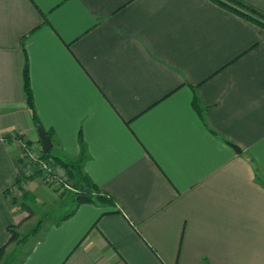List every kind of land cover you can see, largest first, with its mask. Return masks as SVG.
Returning <instances> with one entry per match:
<instances>
[{
  "label": "crops",
  "instance_id": "obj_1",
  "mask_svg": "<svg viewBox=\"0 0 264 264\" xmlns=\"http://www.w3.org/2000/svg\"><path fill=\"white\" fill-rule=\"evenodd\" d=\"M24 53L52 148L113 202L41 224L11 264H264V28L213 0H0L4 260L8 227L61 196L23 157L42 148Z\"/></svg>",
  "mask_w": 264,
  "mask_h": 264
},
{
  "label": "trees",
  "instance_id": "obj_2",
  "mask_svg": "<svg viewBox=\"0 0 264 264\" xmlns=\"http://www.w3.org/2000/svg\"><path fill=\"white\" fill-rule=\"evenodd\" d=\"M217 4L227 8L228 10L235 12L239 14L240 16L244 17L245 19L257 24L261 28H264V12L257 9L256 7L245 3L242 0H213ZM23 90L25 94V99H26V105L28 107V110L30 111L32 120L34 121V124L36 126L41 125L37 114L35 112L34 108V102H33V95H32V90L30 87V81H29V71H28V63H27V58L24 53V66H23ZM192 106L196 110V112L201 116L202 115V108L198 103V99L196 95L194 94L193 99H192ZM47 135L50 137L52 136L51 131H46ZM22 141V140H21ZM33 141L31 140H25L22 141V146L24 149V155L26 156V152L28 150V146L31 145ZM41 152V157L44 160L49 161V158H53V160H56L60 164L61 167L65 169V173L67 176L65 177V181L58 183L57 186L53 185V189L57 192L60 186H63L65 183L68 184V180L73 181L72 192H70L69 198H71V202H73V207L70 209L62 218H66L69 215H71L75 209L83 203H104V204H109L113 202V198L108 195L106 192L101 190L96 183L92 181V179L84 172L81 171V169L74 165L71 162L64 161L62 158L56 155L51 154V150L47 153L43 151L42 148H40ZM35 172V173H34ZM31 176L34 175H40L39 170L34 171ZM29 177V176H28ZM27 177V178H28ZM47 184L48 181L45 179V177H41ZM26 177L24 176H17L14 178V181L12 182V189L17 186L18 188L22 184V182H25ZM11 188V187H10ZM8 188L5 193L9 194L12 192L11 189ZM16 190L15 188L13 191ZM17 197L14 195L11 197L12 202L17 201ZM21 205L26 209L27 213L29 216L33 214L32 207H30L27 203H25V200H33V197L31 196L30 193L27 191H24L20 197ZM41 226V221H38L36 226L31 230V232L27 234H23L22 236L19 235V233L11 226L8 227V230L10 232V238L9 241H16V243H24L29 236L34 235L39 227ZM4 252V247L0 248V258L3 255Z\"/></svg>",
  "mask_w": 264,
  "mask_h": 264
},
{
  "label": "rangeland",
  "instance_id": "obj_3",
  "mask_svg": "<svg viewBox=\"0 0 264 264\" xmlns=\"http://www.w3.org/2000/svg\"><path fill=\"white\" fill-rule=\"evenodd\" d=\"M28 149H29V151L32 150L34 152H38V154L40 153L38 145H36L34 143H31V145L28 146ZM29 151L26 152L27 153L26 156L25 155L23 156V157H25L27 159V164H29V166H30L28 168V173L32 174L34 171L39 170V171H41L40 175L42 177L43 176V170L41 169V166H40V164L37 161L32 160L30 158ZM51 154L59 156V154H57V151H56L55 147L51 149ZM49 161H51L52 169L56 173H58V175L61 174L62 176H64V179H65V177L67 176V174L65 173V169L63 167H61L60 164L58 162H56V160H53V158H49ZM63 181H65V180H63ZM67 182H68V184H67L68 186H66L64 184L63 186H60V188L58 189V191L60 192L61 196L55 197V198H53V199H51V200H49V201H47L45 203L34 205V215L30 219H28L18 229L19 235L22 236L23 234H27V233L31 232V230L36 226L38 221H41L42 228H43L44 226H46L47 223L53 222V221L61 218L65 213H67L72 208V204L71 203H73V202H71V198H69V195H70V192H72V188L71 187L74 186V185H73V181H71V180H68ZM14 188L16 189L13 192L14 196L17 197L18 199H20L22 193L24 192V190H22L23 189L22 188V184L20 185L19 188L17 186H15ZM18 199H17V201H18ZM41 230L38 232V235L41 234ZM29 239H30V237H29ZM17 244H18L17 248L16 247L15 248H10V251L8 250V252L6 253L7 254L6 256L8 258H6L4 260L3 255L1 256L0 264H11L10 262L12 261V259L16 255H17V257H19V253L22 250V247H21L22 244L21 243H17ZM14 245L15 244H13V246ZM11 249H13V251H11Z\"/></svg>",
  "mask_w": 264,
  "mask_h": 264
},
{
  "label": "built area",
  "instance_id": "obj_4",
  "mask_svg": "<svg viewBox=\"0 0 264 264\" xmlns=\"http://www.w3.org/2000/svg\"><path fill=\"white\" fill-rule=\"evenodd\" d=\"M21 143H22V141H21ZM28 151H29V149H28ZM39 152H40V147H39ZM40 153L38 154V152H34L31 150V151H29V156L32 160H35L40 164L41 169L43 170V176L42 177H45V179H47V181L49 183L48 185H50L52 187H54L53 185L57 186L58 183L63 182V180H65L64 176H62L61 174L58 175V173H56L52 169L51 161H47V160L42 159ZM26 155H27V153H26ZM65 185L68 186L66 183H65Z\"/></svg>",
  "mask_w": 264,
  "mask_h": 264
},
{
  "label": "water",
  "instance_id": "obj_5",
  "mask_svg": "<svg viewBox=\"0 0 264 264\" xmlns=\"http://www.w3.org/2000/svg\"><path fill=\"white\" fill-rule=\"evenodd\" d=\"M37 132H38L39 143H40L43 151L45 153L49 152L53 146V143H52L50 137L47 135L45 129L41 125L37 126ZM233 147L237 152H240V150L236 146H233Z\"/></svg>",
  "mask_w": 264,
  "mask_h": 264
}]
</instances>
